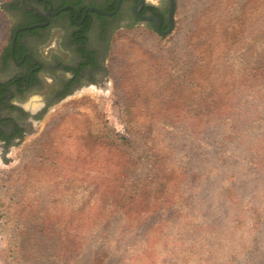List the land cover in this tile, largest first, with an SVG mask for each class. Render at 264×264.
<instances>
[{
  "label": "rangeland",
  "instance_id": "1",
  "mask_svg": "<svg viewBox=\"0 0 264 264\" xmlns=\"http://www.w3.org/2000/svg\"><path fill=\"white\" fill-rule=\"evenodd\" d=\"M175 20L164 37L120 27L106 86L56 103L0 154V264H264V0H177ZM152 150L165 175L145 199L160 208L128 225L111 186L129 200Z\"/></svg>",
  "mask_w": 264,
  "mask_h": 264
},
{
  "label": "flooded vegetation",
  "instance_id": "2",
  "mask_svg": "<svg viewBox=\"0 0 264 264\" xmlns=\"http://www.w3.org/2000/svg\"><path fill=\"white\" fill-rule=\"evenodd\" d=\"M141 1L8 3V14L19 20L0 54V154L39 126L56 103L88 86L104 85L109 39L120 27L142 21L136 9L141 15L152 12L163 20L161 28H168V9ZM50 36L55 38L49 46Z\"/></svg>",
  "mask_w": 264,
  "mask_h": 264
},
{
  "label": "trees",
  "instance_id": "3",
  "mask_svg": "<svg viewBox=\"0 0 264 264\" xmlns=\"http://www.w3.org/2000/svg\"><path fill=\"white\" fill-rule=\"evenodd\" d=\"M156 8V7H155ZM205 56V54H203ZM202 57V56H201ZM199 58L198 61H202L205 58ZM261 67L264 68V62L261 64ZM196 87L204 88L203 83L197 81ZM133 122V120H130ZM113 138V143H114ZM129 142H133V138L130 139ZM116 143V142H115ZM136 148H133L132 151H135ZM142 170L145 172V175L139 178H136L134 182V188L131 191V195L128 199H123L121 196V186L112 185L111 192L115 195V200H113L114 205L116 206V212L121 213L123 217L127 218V224L129 225L131 221H135L141 215H146L150 213H154L158 208H160V203L158 199L153 201H146L145 197L147 196L148 191L151 189L152 193H154V189L159 184L160 180H163L165 173L164 169V161H162L161 156L155 151H150L143 156V160L141 162ZM136 169V168H134ZM140 169V170H141ZM178 177L173 174L169 177L170 182L174 184L177 182ZM149 189V190H148ZM150 191V192H151ZM168 202H163L162 205H167Z\"/></svg>",
  "mask_w": 264,
  "mask_h": 264
},
{
  "label": "water",
  "instance_id": "4",
  "mask_svg": "<svg viewBox=\"0 0 264 264\" xmlns=\"http://www.w3.org/2000/svg\"><path fill=\"white\" fill-rule=\"evenodd\" d=\"M145 2L146 0H142L141 5H144ZM176 6H177V0H169L168 28L166 30H163L161 28L163 24V20L160 17L153 14L152 12H148L145 15H141L140 9L138 8L136 9V15L145 22L153 21L156 31L161 36L164 37L171 34L176 26V20H175Z\"/></svg>",
  "mask_w": 264,
  "mask_h": 264
}]
</instances>
